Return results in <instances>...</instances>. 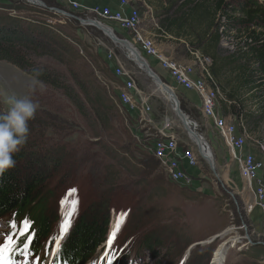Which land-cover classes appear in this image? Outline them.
<instances>
[{
	"label": "rangeland",
	"instance_id": "rangeland-1",
	"mask_svg": "<svg viewBox=\"0 0 264 264\" xmlns=\"http://www.w3.org/2000/svg\"><path fill=\"white\" fill-rule=\"evenodd\" d=\"M39 1L43 7L27 0H0V15L36 23L45 22L63 45L77 50L81 55L79 62H85L88 65L87 71L97 80L95 83L92 79L93 85H99L102 89V94L88 93L101 107L100 112L105 113L102 119L109 122L98 123L101 116L97 113V117L89 105L85 106L89 115L78 112L62 90L35 80L13 64L0 61L1 112L7 111L8 105L3 101L9 95L30 96L38 102L35 119L31 121L37 127L44 124L45 129L38 127L33 136H40L45 142L34 147L41 153L53 151L50 152L52 159L62 162L59 171L62 173L48 180V191L41 196V200H47V210L52 214L50 234L42 240L39 253L34 254L31 250L28 252L27 264H33L35 257H40L37 264H57L51 250L55 246V238L60 234L65 214L73 212L72 226L88 205L100 202L107 204L111 226L105 243L93 257L94 264H107V258L102 260L101 257H104L105 249L108 248L107 240L113 230L116 233L111 246V253L115 255L113 264H264V236L253 233L247 221V214L250 212L248 207H251L247 202L253 195L244 187L240 192L235 188L234 184L239 182L236 166L212 120L204 117L202 109L200 111L189 107L181 92L173 89L182 113L194 122L196 132L211 148L215 172L201 158L196 144L188 139L187 142L199 158L198 166L188 169V174L194 177L193 188L188 189L170 182L159 163L149 153L150 140L146 142L136 139V135L140 136L144 128L135 125V118L129 115L114 96L115 88L120 82L111 71L114 59L109 58L108 54L115 55L121 65L131 72L141 98L149 97L148 105L156 124L167 121L171 131L187 139V132L170 102L158 92L152 78L126 55V49L113 42L99 28L86 22L94 20L93 15L81 11L69 12V8L60 0ZM143 2L150 9L143 6V3L139 6L142 23L137 29L154 42L158 51H162V48L172 49L183 59H193L200 71L198 60L190 53L196 51L211 60V67L214 56L205 54L196 45L192 40L194 34L176 38L161 24L175 6L167 12V0ZM48 8L61 9L70 16ZM223 21L221 19L220 23L223 24ZM256 30L264 32L262 29ZM114 34L122 39L120 35ZM126 35L127 38L123 39L132 43L148 62L150 57L133 41L134 32L128 31ZM245 36V33L235 31L223 35L216 47L218 59L230 55L239 46L242 47L247 40ZM98 49L108 65L93 56ZM164 50L162 52H166ZM165 54L173 59L170 54ZM34 60L58 71L67 82L76 86L71 75L54 59L35 57ZM151 70L163 83L172 85L169 76L162 69L151 67ZM202 75L206 76L205 73ZM232 77L229 73L221 79L224 81ZM87 83L92 86L88 79ZM214 83L217 88V108L221 107L224 95L215 80ZM77 92L84 98L82 93ZM248 96L250 95H246ZM193 102H199L197 94L194 95ZM245 106L247 111L243 113L246 116L240 122L247 130L246 141L253 142L264 157V119L256 116L258 111L255 100L246 101ZM205 120L212 124L209 122L207 125ZM236 121L239 123V120ZM30 162L32 159L28 158L26 165ZM20 166L24 168L25 162L20 163ZM71 189L76 191L70 192ZM62 200L65 201L63 205ZM72 200H78L74 211L71 207ZM13 220L20 221L15 212L0 216V241L10 231L9 222ZM12 231L15 233V230ZM15 261L16 264H23L22 250Z\"/></svg>",
	"mask_w": 264,
	"mask_h": 264
},
{
	"label": "trees",
	"instance_id": "trees-1",
	"mask_svg": "<svg viewBox=\"0 0 264 264\" xmlns=\"http://www.w3.org/2000/svg\"><path fill=\"white\" fill-rule=\"evenodd\" d=\"M167 1L166 11H171L174 6L175 9L169 16L163 18L161 24L164 29L176 38L194 34L192 40L194 39L196 45L205 54L214 56L209 71L213 83L215 80L224 95L220 108L225 116L231 114L237 120H242L243 116H246L243 113L247 111L246 101L255 100L258 111L256 116L264 119V32L256 30L257 28L264 30V0ZM221 19H224L223 24L220 23ZM232 31L245 33L247 40L230 55L218 59L216 47L222 36ZM58 39L59 37L49 30L45 22L36 23L0 15V61L13 64L35 80L62 90L78 112L84 115H89L85 107L89 105L96 116L97 113L101 116L98 123L107 124L109 121L102 119L105 113L100 112L101 107L89 95L102 94V89L99 85H93V75L86 69L88 65L79 62L81 57L79 52L73 47L63 45ZM83 51L86 52L85 49ZM88 56L90 57V54ZM93 56L103 61L104 65H108L99 49ZM35 57L54 59L71 75L76 86L67 82L58 71L37 63ZM34 69L41 71L38 77ZM229 73L233 77L223 81L221 78ZM85 78L92 86H89ZM94 81L97 82L96 79ZM213 87L215 89V83ZM76 90L82 93L84 98H81ZM84 101L88 103L85 104ZM29 127L27 143L14 154L15 166L0 174V216L15 212L20 221L24 219L31 221L32 238L29 249L37 254L41 248V241L49 236L53 222L52 214L47 210V200L44 198L41 200V196L48 191V180L62 173H59L62 162L52 159L50 152L53 151L41 153L34 147L45 142L40 136L39 138L33 136L38 127L44 130L45 125L37 127L33 121H29ZM28 158H31L33 163L26 165ZM23 162L24 168L20 166ZM72 166L74 167V164ZM103 203H91L77 217L54 256L57 264H94L93 256L98 247L106 241L111 226L107 204ZM21 239L17 237L18 241ZM21 247L22 245L18 244V248ZM18 253L19 251L14 253L15 260Z\"/></svg>",
	"mask_w": 264,
	"mask_h": 264
},
{
	"label": "built area",
	"instance_id": "built-area-1",
	"mask_svg": "<svg viewBox=\"0 0 264 264\" xmlns=\"http://www.w3.org/2000/svg\"><path fill=\"white\" fill-rule=\"evenodd\" d=\"M61 1L71 12L81 11L92 14L100 20L118 24L123 30L133 31V41L145 55L155 59L160 68L167 73L173 84L170 86L172 89L181 87L194 90L199 95L204 117L212 120L222 142L228 148L231 160L238 167L245 188L253 195V206L260 209L264 215V180L258 177V173L264 168V161L252 153L244 152L248 138L246 127L242 123L236 124L218 115L216 89L213 87L214 83L209 71L211 60L196 51L190 52L200 64L201 69L196 73L193 67L181 65L164 52L158 51L154 42L137 29L142 19L136 0H114L121 8L127 7L125 12L123 9L112 11L108 7L83 9L75 0ZM108 57L114 59V67L111 66V71L116 80L120 82V85L115 88L118 103L129 114L135 116L137 127L142 126L143 131L148 132L147 136H143L142 131L140 136L136 135V139L146 142L150 140L149 153L157 160L170 182L188 189L193 188L194 177L188 174V169L198 166L199 158L187 142L191 138L188 134H186L187 139L178 136L170 130L167 121L156 124L151 115V107L148 105L149 97L141 98L133 75L121 65V61L115 55L109 53ZM203 73L206 76H203ZM262 150L264 151V147ZM251 208L252 206L248 207L249 210Z\"/></svg>",
	"mask_w": 264,
	"mask_h": 264
},
{
	"label": "crops",
	"instance_id": "crops-1",
	"mask_svg": "<svg viewBox=\"0 0 264 264\" xmlns=\"http://www.w3.org/2000/svg\"><path fill=\"white\" fill-rule=\"evenodd\" d=\"M11 1H13V0H11ZM75 1H77L83 9H92V8H100V9H102V8L108 7L112 11L121 10V9H123L124 12L127 11V7L121 8L120 5L116 1H114V0H75ZM142 3H143V6H146L147 9H150V6L147 3L144 5L143 0H137V4L139 6H142ZM2 5H4V4H2ZM74 12H77V11H74ZM90 15H92V14H90ZM95 19L100 22V19H98L96 17H95ZM103 22H101V23H103L104 25L109 26L116 34L120 35L122 38H127L126 37V36H128V35H126V32L127 31L121 29L118 24H116L114 22H110V21H107V22L106 21H103ZM169 37L172 38V36H170V35H169ZM163 50L166 51L164 53L170 54L171 57L175 61H177L178 63L186 64L188 66H191V67L196 68L195 69V72L198 73V69L195 66V61H193V59H183V57H181V55L179 53L178 54H175L172 49L169 50L167 48H162V51ZM148 63L150 64L151 67H159L160 68L158 62L155 59H153V58H148ZM170 82L172 84L171 79H170ZM215 89L217 90L216 87H215ZM176 91H180L181 92L184 101L186 102V104L189 107H192V108H194L196 110H200L201 111V100H200L199 95L194 90H187V89H183L181 87H178V88H176ZM196 94L199 97V102L195 104L193 102V98H194V95H196ZM217 112H218L219 115H221L222 117L226 118L228 121L234 122L236 124H241V122H240L241 119H239V123H238L236 121L237 119H236L235 116H233L231 114H228V115L225 116V114L222 111V109L220 108V106H217ZM131 116L133 118L135 117L134 115H131ZM205 121H206V124L207 125H209V122L211 123V121H207V120H205ZM142 134H143V136H147L148 132H146V130H145V131L142 132ZM180 148H181V145H180ZM244 152L245 153H252L258 159H261V160L264 161L263 155L261 154V152L258 149V147L253 144V142H248V140H247L246 146H245V149H244ZM234 164H235V162H234ZM235 166H236L235 170H236V173H237L236 177L239 178V182L238 183H235L234 186L240 192L243 189V187L245 188V184H244V181H243V179L241 178V176L239 174L238 167H237L236 164H235ZM229 175H230V173H229ZM258 177H260L261 179L264 180V168L258 173ZM252 202H254V200L250 196V200H249V202H247V205H251L252 208H251L250 212H248V214H247V221H248L250 227L252 228V232L253 233H256L257 235H260V236H264V215H263V213L261 212L260 209H258L257 207H254L253 206Z\"/></svg>",
	"mask_w": 264,
	"mask_h": 264
},
{
	"label": "clouds",
	"instance_id": "clouds-1",
	"mask_svg": "<svg viewBox=\"0 0 264 264\" xmlns=\"http://www.w3.org/2000/svg\"><path fill=\"white\" fill-rule=\"evenodd\" d=\"M38 77L39 69L33 70ZM7 111L0 112V174L16 164L14 154L27 143L29 121L35 119L39 108L38 102L30 96H6L3 101Z\"/></svg>",
	"mask_w": 264,
	"mask_h": 264
},
{
	"label": "snow or ice",
	"instance_id": "snow-or-ice-1",
	"mask_svg": "<svg viewBox=\"0 0 264 264\" xmlns=\"http://www.w3.org/2000/svg\"><path fill=\"white\" fill-rule=\"evenodd\" d=\"M75 189H71L70 192H75ZM65 203L64 200L61 201V205ZM78 205V200H72L71 201V207L73 208V211L75 210L76 206ZM121 215H124L123 213ZM73 216V212H67L65 214V218L61 222L60 225V234L58 237L55 238V246L51 250L52 254L55 255L58 253L59 248L62 246V242L64 237H66L68 230L71 226L72 220L71 217ZM31 221L28 219L21 220L19 222L13 220L9 222V229L10 231L4 235V239L0 241V264H16L14 253L17 251H23V264H27L28 260V252L29 249V242L32 238L31 233ZM118 227V225H117ZM12 230H15V233H13ZM115 230L110 233L107 245L108 248L105 249L104 257H101L103 260L105 257L107 258V264H113V260L115 258V255L111 253V246L113 243V240L115 238ZM21 237V240H17V237ZM18 244L22 245V248H18ZM40 260V257L33 258V264H37V262Z\"/></svg>",
	"mask_w": 264,
	"mask_h": 264
},
{
	"label": "water",
	"instance_id": "water-1",
	"mask_svg": "<svg viewBox=\"0 0 264 264\" xmlns=\"http://www.w3.org/2000/svg\"><path fill=\"white\" fill-rule=\"evenodd\" d=\"M29 2H31L32 4H35L37 6H44L39 0H27ZM50 11H54L56 13H61L67 16H70V14L68 12H65L61 9H57V8H48ZM86 22L88 24L94 25L97 23L98 26H102V28L100 29L102 32H104L113 42H115L116 44H119L120 46H122L124 49H126V51L129 50H135L136 52V59L143 65L145 72L152 78L153 82L155 84H158L159 86H161L168 94L169 96V102L171 104V107L174 109V112L176 114V116L178 117L179 122L182 124L184 130L187 132L188 136H192L195 137L197 142H196V146L198 147V152L199 155L200 151H203L205 147H207L200 139L202 138V136H200L197 132H196V125L194 124V122L190 121L188 119V116H186L184 113H182L181 109H180V105L178 102V99L173 91V89L168 86L167 84L163 83L158 76L151 70V67L149 65V63L147 62V60L140 54V52L138 51V49L132 44L130 43L128 40L126 39H120L118 38L115 34L114 31L107 25H104L103 23L98 22L97 20H86ZM127 55V53H126ZM186 122V123H184ZM184 123V124H183ZM201 158L206 160L205 157L203 155H201ZM209 168L211 169V171L215 172V167L214 164L211 162L209 163Z\"/></svg>",
	"mask_w": 264,
	"mask_h": 264
},
{
	"label": "bare ground",
	"instance_id": "bare-ground-1",
	"mask_svg": "<svg viewBox=\"0 0 264 264\" xmlns=\"http://www.w3.org/2000/svg\"><path fill=\"white\" fill-rule=\"evenodd\" d=\"M95 20H96V19H95ZM98 22H99V21H98ZM101 22H103V21L100 20V23H101ZM103 23H104V22H103ZM95 26H96L97 28H99V29L102 28V26H101V25L98 26L97 23L95 24ZM136 52H137V51H135V50H129V51H126L128 57H129L132 61H134V62L136 63V65H137L142 71H145L143 65H142V64L136 59ZM137 53H138V52H137ZM155 86H156L158 92H159L161 95H163V96L166 98V100L169 101L170 98H169L167 92H166L161 86H159L158 84H155ZM172 109H173V108H172ZM173 111H174V109H173ZM184 123H186V122H184ZM184 123H183V124H184ZM199 135H200V134H199ZM200 136H201V135H200ZM190 138H191V140L193 141V143L196 144V142H197L196 138H195V137H192V136H190ZM200 140L202 141L203 139L201 138ZM202 142L204 143V141H202ZM204 144H205V143H204ZM205 145H206L207 147H205L203 151H200V154L203 155V156L205 157L206 162L208 163V165H210L209 163H211V162L214 164V162H213L214 159H213V154H212L211 148L208 146L207 143H206ZM41 242H42V241H41Z\"/></svg>",
	"mask_w": 264,
	"mask_h": 264
}]
</instances>
